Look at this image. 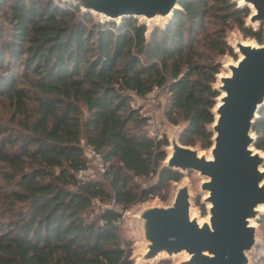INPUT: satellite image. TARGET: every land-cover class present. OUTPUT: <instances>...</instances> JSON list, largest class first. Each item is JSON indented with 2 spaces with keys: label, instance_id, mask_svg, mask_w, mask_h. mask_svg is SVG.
Returning a JSON list of instances; mask_svg holds the SVG:
<instances>
[{
  "label": "trees",
  "instance_id": "obj_1",
  "mask_svg": "<svg viewBox=\"0 0 264 264\" xmlns=\"http://www.w3.org/2000/svg\"><path fill=\"white\" fill-rule=\"evenodd\" d=\"M231 2L182 0L147 41L133 19L96 24L58 0H0V264H132L114 209L181 179L163 171L140 186L168 142L148 136L132 104L165 90V118L186 124L180 144L210 147L215 57L234 56L225 31L264 44L262 28L244 27L249 10ZM253 132L264 152V108ZM86 148L102 155L104 171L78 179Z\"/></svg>",
  "mask_w": 264,
  "mask_h": 264
},
{
  "label": "water",
  "instance_id": "obj_2",
  "mask_svg": "<svg viewBox=\"0 0 264 264\" xmlns=\"http://www.w3.org/2000/svg\"><path fill=\"white\" fill-rule=\"evenodd\" d=\"M58 1L78 9L82 15L90 14L96 24L120 26L123 20L133 19L146 28L148 41L155 29L164 30L174 14L181 11L182 0ZM231 3L237 9L249 10L245 28L260 30L249 24L264 22V0ZM155 20L165 21L164 26L148 29L146 22ZM225 42L238 58L225 66L227 73L218 72L211 84L218 96L210 111L213 122L206 127L211 135L208 155L196 149L202 147L199 143L180 144L186 128L182 123L177 136L166 139L168 145L161 148L165 158L156 170V181L163 171L181 176L179 181L169 183L180 182L185 173L198 174L202 178L200 189L205 193L207 216L204 221L195 218L185 185L177 188L169 206L142 210L139 219L146 243L142 256L145 263L161 255L185 254L186 264H253L255 251L261 246L254 222L260 225V218L264 217V208H260L264 207V152L255 147L253 128L264 108V44L239 41L231 46L226 39ZM121 212L116 211L120 217ZM131 256L132 253L128 260L133 264Z\"/></svg>",
  "mask_w": 264,
  "mask_h": 264
},
{
  "label": "rangeland",
  "instance_id": "obj_3",
  "mask_svg": "<svg viewBox=\"0 0 264 264\" xmlns=\"http://www.w3.org/2000/svg\"><path fill=\"white\" fill-rule=\"evenodd\" d=\"M98 18V17H96ZM140 23H144V20H139ZM147 28L151 29L154 26L163 27L165 21L163 20H155L146 22ZM247 24H249L247 22ZM254 28H262L264 30V22L259 23L256 22L254 24H249ZM225 39L227 42L233 46L236 42L246 41L250 44L258 45L255 41L246 39L237 27L231 26L225 31ZM234 51V50H233ZM238 56L231 55H223L215 57V64L219 63L220 74L227 73L226 65L234 63ZM218 85V80L216 79L215 87ZM168 94L165 90H153L145 99L138 100L144 106L142 110L143 114L149 116V122L147 123V133L148 136L150 133H153L155 136L159 138L165 137V139L170 140L171 137L177 136L179 130L181 129L182 123L180 122V126H172L169 124L167 119L164 116L167 106ZM136 100V99H135ZM5 118L7 117V113L2 111ZM196 149L200 152V154L208 155V150L203 149L200 146H197ZM88 170L82 172L80 179H85L86 177H98L100 172L97 168V165L93 162V160L88 159ZM156 182V176L152 177L150 180L143 181L140 186L142 188H146L147 185L154 184ZM202 182V178L195 173H185L183 174V178L178 183H168L165 189L162 191L160 195L155 197H151L144 202L137 203L131 206L127 210H122L120 208H115V211H122L121 217L119 220V229L122 239L130 245V251L132 253L133 264H186L187 256L185 254H178L172 257H167L166 255H161L158 258L145 263L142 261V256L146 250V243L143 239V232L141 229V220L139 219V215L142 210L150 207H167L171 204L173 197L177 188L181 186H187L190 201L192 205V211L195 214V218L204 221L207 216V206L203 204V200L205 198V193L200 189V183ZM96 207L104 208L105 205H98ZM264 212V211H263ZM254 225L257 227V240L261 243V246L255 251V255L253 256V264L257 262V264H264V230L261 228L258 223L254 222Z\"/></svg>",
  "mask_w": 264,
  "mask_h": 264
},
{
  "label": "built area",
  "instance_id": "obj_4",
  "mask_svg": "<svg viewBox=\"0 0 264 264\" xmlns=\"http://www.w3.org/2000/svg\"><path fill=\"white\" fill-rule=\"evenodd\" d=\"M154 90H157V89L155 88ZM138 100H143V99H136L134 101V103L132 104V107L135 110H138L139 111V114L142 117L146 118L148 120V122H149V116L143 114L142 110L144 109V106L141 103H139ZM149 137H151L153 139H156V140H159L160 139L158 136H155L153 133H150ZM84 151H85V155H86L87 159L93 160V162L97 165L98 170L103 173V171H104V165H103L102 155L100 153H98L97 151H95L94 149H92V148H86ZM81 174H82V172H80L77 175V178L78 179H80Z\"/></svg>",
  "mask_w": 264,
  "mask_h": 264
},
{
  "label": "bare ground",
  "instance_id": "obj_5",
  "mask_svg": "<svg viewBox=\"0 0 264 264\" xmlns=\"http://www.w3.org/2000/svg\"><path fill=\"white\" fill-rule=\"evenodd\" d=\"M208 158L210 159V156H208ZM261 209H263L264 207H260ZM194 216H195V214H194Z\"/></svg>",
  "mask_w": 264,
  "mask_h": 264
}]
</instances>
